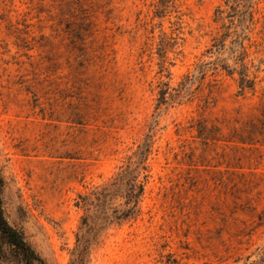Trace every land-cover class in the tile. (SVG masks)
<instances>
[{
  "label": "rangeland",
  "instance_id": "rangeland-1",
  "mask_svg": "<svg viewBox=\"0 0 264 264\" xmlns=\"http://www.w3.org/2000/svg\"><path fill=\"white\" fill-rule=\"evenodd\" d=\"M147 136L140 213L99 232L80 196ZM0 171L47 264H264V0H0Z\"/></svg>",
  "mask_w": 264,
  "mask_h": 264
},
{
  "label": "trees",
  "instance_id": "trees-1",
  "mask_svg": "<svg viewBox=\"0 0 264 264\" xmlns=\"http://www.w3.org/2000/svg\"><path fill=\"white\" fill-rule=\"evenodd\" d=\"M163 3H170L171 0H161ZM243 1V0H242ZM220 46V45H219ZM222 46V45H221ZM229 72L234 73L235 69ZM240 92L252 89L253 83L247 75L240 73ZM203 75L204 72H203ZM167 90L160 93L159 106L168 103ZM152 153L151 136L139 145L138 150L129 158V162L102 187H98L91 196H80L82 204L90 210L94 208L96 213L101 215L99 232L107 230L113 225H120L126 221L135 219L140 213V203L146 191L148 182V160ZM6 181L0 171V260L6 264H47L43 257L34 249L26 239L24 231L14 227L7 219L5 212L4 191ZM84 218V225L87 224ZM92 232L95 231L91 229ZM97 231V232H98ZM96 235L93 237L79 238L81 253L80 259L84 256L93 244Z\"/></svg>",
  "mask_w": 264,
  "mask_h": 264
}]
</instances>
